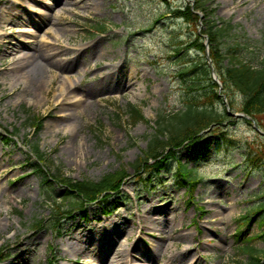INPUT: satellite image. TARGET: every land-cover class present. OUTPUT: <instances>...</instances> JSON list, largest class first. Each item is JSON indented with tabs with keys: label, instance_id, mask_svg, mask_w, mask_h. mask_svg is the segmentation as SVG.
I'll return each mask as SVG.
<instances>
[{
	"label": "rangeland",
	"instance_id": "obj_1",
	"mask_svg": "<svg viewBox=\"0 0 264 264\" xmlns=\"http://www.w3.org/2000/svg\"><path fill=\"white\" fill-rule=\"evenodd\" d=\"M186 2L0 0V248H8L0 264H245L240 241L256 247L264 264V236H257L264 233L258 221L264 209L254 211L264 202V169L243 163L248 146L264 135L247 119L225 113L226 105L239 111L236 92L209 104L224 115L215 132L185 141L177 152L181 163L197 170L193 203L175 181L177 161L170 159L149 186L128 177L105 205H84L85 222L81 210L59 199L64 187L51 182L43 192L35 171L37 143L51 174L95 181L121 169L132 175L155 115L181 107L185 84L175 72L204 57L185 45L205 35L210 21L229 26L219 40L207 42L210 47L226 49L229 57L236 46L234 56L253 64L264 56V0H206L196 29L167 14ZM28 26L35 38L25 41ZM176 46H183L180 53ZM45 47L57 52L56 59L41 55ZM19 55L26 59L17 66ZM43 61L48 69H36ZM19 72L33 74L18 79ZM63 77L74 85L75 102L61 100ZM198 77L203 89L193 94L211 89L205 75ZM220 93L229 94L224 86ZM130 104L143 120L128 119ZM258 118L264 132V116ZM218 131L231 141L217 139ZM108 205L109 215L103 213ZM53 219L62 223L60 233L51 228Z\"/></svg>",
	"mask_w": 264,
	"mask_h": 264
},
{
	"label": "trees",
	"instance_id": "obj_2",
	"mask_svg": "<svg viewBox=\"0 0 264 264\" xmlns=\"http://www.w3.org/2000/svg\"><path fill=\"white\" fill-rule=\"evenodd\" d=\"M202 4V0H196L194 7L201 8ZM169 12L176 16L181 15L190 23L197 21L196 15L188 6H185V9H172ZM207 28L208 37L212 42L217 40L216 37L219 33H222V28L217 27V25L211 24ZM196 46L200 50L203 48L202 44L197 41ZM211 50L212 60L219 65V78L223 83L224 92L225 90L229 92V94H225L229 97V95H233L230 92L238 93L241 103L240 109L249 116L254 117L259 123L261 119L258 117L260 115L264 116V59L260 61L258 66H254L248 61L244 62L241 59H237L234 56L236 53L234 50L229 52L228 62L223 65L222 62L225 60L226 54L224 57V54L216 50V48ZM178 73L185 81V75L192 77L190 83L186 82L184 106L177 111L162 112L157 116L153 131L148 136L146 148L142 149V156L132 163V169L134 175H138L137 181L143 186H148L153 182V177L165 169L168 160H176V182L186 188L188 187L190 191L197 181L192 175L193 170L191 168L185 169L186 165L177 158V152L185 141H195L199 136L198 133L210 128V125H217L218 122L224 119V115H222L221 111L215 112L209 105L213 103L214 99L220 98L215 91L216 84L211 83V89L208 91L200 94L192 93L194 90L203 89V87L195 83V80L199 79L198 74L208 76L206 61L199 60L186 64ZM130 108L131 118L134 121L141 119V110L133 106ZM35 120L36 118H34ZM218 135L222 136L223 134L221 132ZM246 157L247 164H251L254 167H264V141L256 146H251ZM152 161L154 162L151 163ZM35 167L44 184L50 182V176L40 166L35 164ZM127 176L129 174L124 169H121L101 177L98 181L85 178L73 180L68 176H64L60 171L55 178H52L56 182L62 183L64 187L61 198L67 201L71 207L81 210L82 218L88 220L86 209L83 206L90 202L106 203L113 195L112 193L118 194L120 192L119 188L122 185V181ZM56 208L58 209V207ZM105 212H108V210ZM40 222L38 220L34 224L35 227ZM61 225L62 223H59L57 219H53L51 222V228L55 231H58ZM5 253L6 251L0 250V260L5 258ZM249 256L251 258L249 264H260L258 256L255 257L251 253Z\"/></svg>",
	"mask_w": 264,
	"mask_h": 264
},
{
	"label": "bare ground",
	"instance_id": "obj_3",
	"mask_svg": "<svg viewBox=\"0 0 264 264\" xmlns=\"http://www.w3.org/2000/svg\"><path fill=\"white\" fill-rule=\"evenodd\" d=\"M28 7H31L33 9L35 8V6L30 4V3H28ZM2 33L3 32H2L1 27H0V34H2ZM24 34H25V36H24V38H25L24 40L25 41H28V39L30 40V39L35 38V32H34V30H32L30 28V26H28V28H25ZM41 53H42L41 55L44 58L56 59L55 56H56L57 52L52 47H45ZM25 57H26V55H19L17 57V60L15 61V65H17V66L21 65V63H22V61L24 60ZM51 61H53V60H51ZM48 63H50V62H44L43 61V62H40V63H36V69L39 70L41 67H44V68L48 69V65H49ZM32 74L33 73H30L28 75L26 72H19L18 79L19 78L20 79L26 78L27 76H31ZM61 86L64 87V89H65L64 95H63V93L62 94L60 93L63 96V98L61 100H69L71 102H75V100H78V99H75L76 98V94H75V91L73 89L74 85L71 82L70 78L63 77L61 79ZM59 97L60 96L58 95L57 99Z\"/></svg>",
	"mask_w": 264,
	"mask_h": 264
}]
</instances>
